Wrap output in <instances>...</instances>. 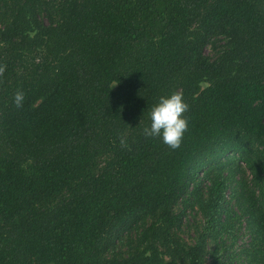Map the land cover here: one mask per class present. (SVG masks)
I'll use <instances>...</instances> for the list:
<instances>
[{"label":"trees","instance_id":"1","mask_svg":"<svg viewBox=\"0 0 264 264\" xmlns=\"http://www.w3.org/2000/svg\"><path fill=\"white\" fill-rule=\"evenodd\" d=\"M0 264H264V0H0Z\"/></svg>","mask_w":264,"mask_h":264},{"label":"clouds","instance_id":"2","mask_svg":"<svg viewBox=\"0 0 264 264\" xmlns=\"http://www.w3.org/2000/svg\"><path fill=\"white\" fill-rule=\"evenodd\" d=\"M24 102V92L18 90L13 96L14 105L19 108ZM189 105L179 91L167 96H161L150 112V125L143 129L147 137H159L171 149H177L182 143L184 134L188 130L189 121L184 116ZM121 145L125 144L122 137Z\"/></svg>","mask_w":264,"mask_h":264},{"label":"rangeland","instance_id":"3","mask_svg":"<svg viewBox=\"0 0 264 264\" xmlns=\"http://www.w3.org/2000/svg\"><path fill=\"white\" fill-rule=\"evenodd\" d=\"M206 52L210 53V47H207ZM184 236H185L186 239H190V237H191L190 235H186L185 233H184ZM247 241H249L248 235L242 233L241 234V238L237 242V247H238V245H241V244H243V243H245Z\"/></svg>","mask_w":264,"mask_h":264}]
</instances>
